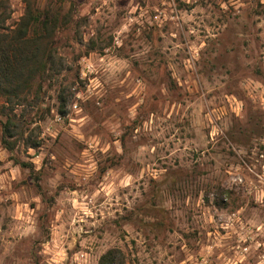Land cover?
I'll list each match as a JSON object with an SVG mask.
<instances>
[{
    "label": "rangeland",
    "instance_id": "374dc122",
    "mask_svg": "<svg viewBox=\"0 0 264 264\" xmlns=\"http://www.w3.org/2000/svg\"><path fill=\"white\" fill-rule=\"evenodd\" d=\"M4 1L63 67L0 99V264H264V0Z\"/></svg>",
    "mask_w": 264,
    "mask_h": 264
},
{
    "label": "trees",
    "instance_id": "16d2710c",
    "mask_svg": "<svg viewBox=\"0 0 264 264\" xmlns=\"http://www.w3.org/2000/svg\"><path fill=\"white\" fill-rule=\"evenodd\" d=\"M6 7L7 2L0 0V99L4 110L12 114L16 107L27 101L32 82L39 80L36 84L37 92H40L44 80L51 74H58L63 65L56 61L53 48V36L60 27L52 8L40 9L34 1L27 2L23 15L11 28L5 27ZM59 102L60 106H65L62 97ZM60 112L64 114L62 110ZM6 118L0 125L1 144L12 151L13 146L6 138L14 137L16 124L9 115ZM38 144L31 142L28 146L35 148ZM117 253L116 250L108 251L98 264H115Z\"/></svg>",
    "mask_w": 264,
    "mask_h": 264
}]
</instances>
